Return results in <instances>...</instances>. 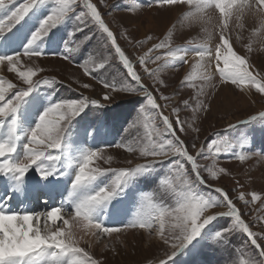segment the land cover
<instances>
[{"label": "snow or ice", "instance_id": "1", "mask_svg": "<svg viewBox=\"0 0 264 264\" xmlns=\"http://www.w3.org/2000/svg\"><path fill=\"white\" fill-rule=\"evenodd\" d=\"M153 3L167 10L180 6L187 10L163 40L130 59L118 40L136 49L153 37L134 43L127 33L118 36L92 0H19V3L0 0V44L10 49L0 54V68L15 73L20 82L18 86L7 81L10 92L6 94L5 81L0 77V179L4 181L0 187V264H102L91 249L103 244L105 251L115 253V243L129 230H142L149 241L163 247L158 264H174L176 257L189 253L194 242L203 240L206 230L212 232L219 218L226 222L215 231L213 242L226 250L230 248L233 253L243 248L254 249L256 255L240 264H264V223L258 224L259 231H254L258 218L246 222L237 206V202H243L245 207L255 205L264 202V197L255 191H241L245 185L231 171L217 167L221 146L226 153L234 147L226 137L217 135L210 143L197 147L201 131L197 120L207 111L204 97L214 95L221 86H234L248 99L252 98L253 90L264 98V68H256L250 59L253 43L264 44L261 39L264 37V0H153ZM37 14L38 26L26 36L21 29ZM68 19L75 20V30L70 33L64 51L52 52L55 42L51 40L45 49L41 44L44 38ZM248 20L252 22L250 31L254 39L243 45L246 52L241 54L234 45L241 40ZM193 24L200 28V40L174 46L175 30ZM77 33H82L83 38L77 37ZM94 37H98L100 49L110 55H104L99 61L89 57L76 66L102 86V92L97 93L98 97L102 95V100L83 94L77 98L48 95L45 104L44 97L39 96L41 86L54 90L63 82L55 76L41 75L33 79L47 71L43 61L55 55L73 64V54ZM117 59L126 69L119 83L104 78ZM89 64L93 66L90 68ZM185 65L190 66V71L174 88L161 79L162 73ZM98 69L105 72L97 75ZM145 80H151L152 86H146ZM76 83L83 89L91 87L87 82ZM167 88H172L171 94H166ZM185 89L192 91L182 98ZM117 92L144 99L136 119L123 130L131 133L135 129L140 133L142 129V134L132 140L125 137L119 142H109L97 149L84 148L77 159L70 161L68 142L74 121L86 109L102 113L109 103H115L113 94ZM34 94L37 100L29 112L28 105ZM40 107L43 111L36 117L37 122L25 127ZM189 110L190 121L181 117L182 111ZM257 119L252 115L248 120L229 123L228 128ZM259 119L264 120V111L259 113ZM104 128L100 115L84 131L91 138L96 129ZM180 134L190 137L189 143ZM104 147L123 149L130 157L126 158L128 165H133L137 156L145 162L119 169H105L99 164L90 167L93 161L102 159ZM230 155L241 163L250 158L244 152L232 151ZM205 160H210L211 165L202 163ZM104 163L110 164L111 159L104 158ZM158 169H165V173L158 179L156 192L143 194L134 218L125 219L128 209L122 198L128 194L135 202L138 178L152 175ZM108 174L115 177L110 183L98 182ZM69 175L72 181L65 189L60 181ZM221 175L235 180L234 197L211 183ZM204 188L209 191H203ZM129 189L133 191L129 193ZM12 201L20 202L15 209ZM41 201L46 202L43 210L32 207ZM236 235L240 236L241 244L230 245L229 241Z\"/></svg>", "mask_w": 264, "mask_h": 264}, {"label": "rangeland", "instance_id": "2", "mask_svg": "<svg viewBox=\"0 0 264 264\" xmlns=\"http://www.w3.org/2000/svg\"><path fill=\"white\" fill-rule=\"evenodd\" d=\"M97 5L98 10L101 11L110 28L119 36L121 33H127L136 43L139 40H147L148 36H152L153 39L147 41L142 48L133 49L124 40H118L121 46L125 49L126 54L130 59H135L137 56L142 55L147 51L153 43L160 42L167 35L168 31L173 28L174 25H178L183 19L184 11L187 9L184 6H180L175 10H167L165 8H158L153 3V0H92ZM19 3V0H17ZM38 15L30 17L26 22L22 32L26 33V36H30L31 31L35 30L38 26ZM251 21L248 20L245 24V30L241 33V40L234 45L235 49L245 54L246 50L243 47L247 44L251 37L250 25ZM19 27V26H17ZM75 30V20L68 19L62 25L52 30L47 37L41 42V44L48 48L47 41H54L55 44L51 51L59 54L64 51V46L67 41L70 40V33ZM15 32V29H13ZM85 31H88L87 29ZM11 35V34H9ZM201 31L198 25L193 24L191 27L185 26L177 28L173 34V44L185 45L189 40L198 41L201 38ZM77 37L83 38L82 33H77ZM261 39H264L262 37ZM27 40L25 39V43ZM69 46H74L70 44ZM254 52L251 54V63L256 68H264V44L257 42L253 43ZM10 49L3 44H0V54H4L5 51ZM74 55V63L68 64L67 61L59 59L53 55L46 58L43 63L47 66V71L41 73L33 79H39L40 76H55L61 80L62 85L56 87L54 90L48 86L42 85L39 96L44 97L45 104L48 95H53L54 98H77L81 94L88 96L90 99H101L102 95L97 96L98 92H102V86L97 85L95 80L89 76L83 74V68L77 67L76 64H82L89 57H93L99 61L104 55H110V53L104 52L98 45V37H94L92 40L86 42L81 46L80 50ZM90 68L92 64L88 65ZM150 68H155L156 65H149ZM138 72L142 73V69L137 68ZM190 71L189 65H185L178 69H171L161 74V79L165 80L166 84L171 85L173 88L179 84L185 75ZM105 70L98 69L96 74L104 73ZM126 69L122 67L119 60H113L112 67L104 74L105 79L113 80L119 83L125 76ZM0 77L5 81L4 87L6 94L10 92L7 89V81L11 80L19 86V80L16 78L15 73L6 72L3 68H0ZM87 82L91 85L89 89H83L79 83ZM146 86H152L151 80L144 81ZM71 85V88L68 85ZM106 91V90H103ZM192 89H185L181 94L182 98L186 97L188 92ZM166 94L172 93V88L165 90ZM158 95L159 93H154ZM115 103H109L107 108L102 110V113H95L88 109L84 113H81L74 121L75 127L72 129V135L68 142L71 150L70 161H74L78 158L80 152L84 148L97 149L100 146L109 142H119L121 139L127 137L129 140L135 139L140 133H137L135 129L131 133L123 132L128 123H131L136 119L139 107L144 103L142 97H135L127 93L117 92L114 93ZM207 104V111L202 112L200 118L197 120V126L200 127L199 140L197 141V147L201 144L210 143L212 139H215L217 135L222 138H227L229 143L234 147L228 150L226 153L222 151L220 153V162L217 167H224L231 171L235 179L240 180L245 185L241 191L245 193L257 192L264 197V120L259 119V115H256L258 119L252 123L240 124L235 128H228L229 123H238L237 120H248L252 115H255L259 110L264 109V98L259 94H255L253 90L252 98L247 102L243 95L240 94L238 89L234 86H221L216 90L214 95H210L203 98ZM37 100V94L31 98V102L28 105V111L32 112ZM180 101H178L179 103ZM163 103V102H161ZM43 107H40L35 111L34 116L29 121H26L25 127L33 126L37 121L36 117L41 114ZM102 115L104 120V130L96 129L94 135L89 138L87 132L84 131L85 126L92 123L98 116ZM181 117L186 120H191L192 113L181 112ZM24 129H22L23 131ZM93 131V129H88ZM181 138L189 143L190 137L180 134ZM243 146V149H241ZM116 152L115 155L109 156L106 151ZM194 153L195 150H191ZM232 151L236 153L244 152L250 157L245 162L241 163L230 155ZM102 159L93 161L90 167H95L97 164L103 168H127L132 167L136 163H144L142 157H136L133 160V165L126 163V158H130L129 154L124 152L123 149H116L111 147H104L101 153ZM106 156V157H105ZM104 158H110L111 163L105 164ZM206 165H211L210 160L202 161ZM76 168L73 167L71 172L74 173ZM165 173V169H158L156 173L152 175L141 176L136 181V187L138 190H142L143 194L148 192H156L158 187V179ZM31 175V173H29ZM207 176V173H205ZM68 177H71L69 175ZM38 178V177H37ZM115 177L111 174L102 176L98 182L110 183ZM63 179V178H62ZM214 186L224 188L229 192L230 197H234L232 191L235 180L232 176L221 175L220 179L211 181ZM133 190L129 189L131 193ZM203 191L207 192L209 189L204 188ZM126 201L129 214L125 219H133L136 212L139 210L140 204L133 202L132 196L126 194L123 197ZM246 199H250L246 195ZM45 201H41L35 204L37 210L43 208ZM116 203V202H113ZM237 206L241 209L243 218L246 222H252L253 217H257V227H254V231H259L258 224L264 223V211H260L264 207V202H257L255 205L244 206L243 202H237ZM220 211H226L221 209ZM224 218H219L214 222L215 227L212 232L205 231L202 241L194 242V245L189 250L188 254L181 255L175 258L174 264H240L243 260L253 258L256 253L254 249L243 248L241 252L233 253L232 250L225 249L222 246L213 242L212 237L215 235V231L219 230L221 226L225 224ZM212 227V226H209ZM130 232L120 235V242L115 243L116 252L111 250L105 251L102 244L95 245L91 251L94 256H97L102 264H158V259L163 257L164 249L156 241H149L147 235L140 231L129 230ZM115 242V237H113ZM260 242V241H258ZM230 245H240L241 238L239 235L233 236L229 241ZM264 246V243H262ZM231 260V261H230ZM172 264V262H170Z\"/></svg>", "mask_w": 264, "mask_h": 264}, {"label": "bare ground", "instance_id": "3", "mask_svg": "<svg viewBox=\"0 0 264 264\" xmlns=\"http://www.w3.org/2000/svg\"><path fill=\"white\" fill-rule=\"evenodd\" d=\"M182 44H187V43H182ZM189 69H190V66H189ZM244 97V99H245V101H249L250 99H248L246 96H243ZM261 111H264V109H261V110H259L255 115H259V113L261 112ZM237 122H238V120H237ZM234 123V122H233ZM108 152V153H107ZM118 151H116V152H111V150L110 151H106V153L107 154H109V156H112L113 154L115 155L116 153H117ZM102 155V154H101ZM106 157V156H105ZM135 165V164H134ZM38 179V178H37ZM71 181H72V178L71 177H67V178H63L61 181H60V183L65 187V189H67L69 186H70V184H71ZM3 185H4V181L2 180V179H0V187H3ZM67 193L65 192V195H66ZM142 195H143V192H142V190H138L137 192H136V196H135V199H136V201H137V203L138 204H140V201H141V197H142ZM135 201V202H136ZM115 202V201H114ZM12 203V207H13V209H15L17 206H18V204L20 203L19 201H12L11 202ZM47 203H51L50 201L49 202H47ZM32 207H34V208H36V206H35V204H33L32 205ZM37 209V208H36ZM40 210H43V208L42 209H40ZM111 211V208H109V212ZM128 232H130V231H128ZM103 245V244H102Z\"/></svg>", "mask_w": 264, "mask_h": 264}]
</instances>
